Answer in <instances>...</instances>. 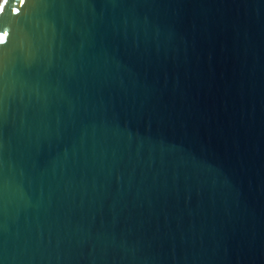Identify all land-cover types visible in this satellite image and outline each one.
<instances>
[{
	"label": "water",
	"instance_id": "1",
	"mask_svg": "<svg viewBox=\"0 0 264 264\" xmlns=\"http://www.w3.org/2000/svg\"><path fill=\"white\" fill-rule=\"evenodd\" d=\"M0 30V264H264V0H8Z\"/></svg>",
	"mask_w": 264,
	"mask_h": 264
},
{
	"label": "snow or ice",
	"instance_id": "2",
	"mask_svg": "<svg viewBox=\"0 0 264 264\" xmlns=\"http://www.w3.org/2000/svg\"><path fill=\"white\" fill-rule=\"evenodd\" d=\"M24 2H27V0H24ZM8 3V0H3V3H0V5H2V8H0V14L3 13L4 11V5ZM16 11H19V9H17ZM0 32H2V34H0V43L5 42L6 38L9 35V32L7 30H0Z\"/></svg>",
	"mask_w": 264,
	"mask_h": 264
}]
</instances>
